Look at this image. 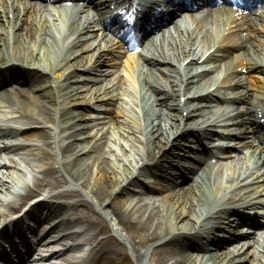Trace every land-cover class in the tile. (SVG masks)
<instances>
[{"label": "bare ground", "instance_id": "obj_1", "mask_svg": "<svg viewBox=\"0 0 264 264\" xmlns=\"http://www.w3.org/2000/svg\"><path fill=\"white\" fill-rule=\"evenodd\" d=\"M22 3L23 10L0 6V74L4 76L11 67L21 65L28 71L29 88L38 91L41 98L27 89L8 88L6 92L0 91V107L8 105L15 115L38 124L40 128L36 131L42 138H31L37 136L36 131H28L23 137L33 142L6 143L4 149H14L16 156L2 154L0 162L3 165L12 162L14 167L19 164L18 157L36 160L41 157L43 161L41 153H52V149L50 143L43 142L48 136L42 127L53 125L61 112L67 115L64 122L72 131L59 141L63 144L61 153L56 152L52 165L40 170L33 167L32 171L38 172H32L30 183L24 179V172L14 169L1 172L0 205L12 212L19 202L36 192L56 199L45 213H40L45 214L44 224L53 223L54 234L48 242L59 240L68 248L70 257L76 254L75 249L88 245L93 259L107 258L112 245L121 243L119 226L123 225L132 236L129 242L136 264H264V235L256 230L245 233L241 229L249 235L246 241L240 246L232 243L221 249L226 240L223 236L231 238L235 235L230 234L238 231L230 228L235 223L225 215L226 207L232 200L234 205L245 203L239 185L243 187L246 179L242 178L243 171L231 165L230 160H227L229 165L225 163L213 171L208 159L211 155L197 154L196 164H182L179 174H164L161 179L148 177L146 181L158 195L141 193L135 198L129 195L137 189L138 178L153 169L164 149L174 143L172 137L184 132L213 133L221 120L218 117L230 111H235L229 119L238 125L233 130L239 135L245 116L252 119L256 111L264 112L263 84L258 93L262 107L257 108L258 102H253L249 90L251 85L244 77L250 72L264 73V46L252 18L237 23L235 33L224 41L220 36L211 35L208 29H196L204 25L212 27L211 22L198 23L194 16L192 21L196 24L192 27L184 18L177 19L150 35L141 52H128L139 67L135 73L131 64H127L125 71L121 68L124 77L115 81L118 73L111 63L114 57L108 51H98L89 41L85 28L70 25L66 30L61 12H53L48 18L38 12L40 5L28 13L29 1ZM212 46L218 48L211 50L207 60L215 52H221L223 61L215 68L207 60L198 59ZM238 50H242V55L236 53ZM142 57L143 63L139 62ZM220 69L229 70L234 88H238L233 89L228 99L232 103L246 99L247 107L238 108L231 103L229 109L218 107L216 111L211 105L210 86L218 81ZM109 73L113 74L111 78ZM118 81L124 83L119 90ZM10 92L16 95V100L10 98ZM86 106L94 111L79 109H88ZM4 127H0V132L7 134L24 129L21 125ZM93 129L96 130L93 132ZM99 131H102L100 135ZM103 133L107 135V142L101 149L98 141ZM52 141L57 144L56 138ZM181 178L187 180L179 181ZM17 182L24 185L23 191L18 190ZM73 195L79 197L74 199ZM15 197L19 202L13 200ZM211 203V209H217L211 211ZM68 209L71 211L65 212ZM91 210L99 216H92ZM35 211L38 212L31 205L28 213ZM3 213L0 211V216ZM92 224L97 225L96 231L90 229ZM219 227H225L227 232L218 230ZM101 232L104 235L98 238ZM79 235L82 237L77 239ZM181 240L184 242L182 262L177 255L167 258L164 254L153 263L146 262L149 254L155 255L157 249ZM210 240L212 244L207 243ZM191 245L201 252L194 253L189 248ZM118 249L123 252L122 245Z\"/></svg>", "mask_w": 264, "mask_h": 264}, {"label": "rangeland", "instance_id": "obj_2", "mask_svg": "<svg viewBox=\"0 0 264 264\" xmlns=\"http://www.w3.org/2000/svg\"><path fill=\"white\" fill-rule=\"evenodd\" d=\"M22 85H26L27 82H23L21 83ZM104 136H103V140H104ZM122 139V137H121ZM109 150V148H108ZM23 166H25V171H26V167H31L32 165L35 166V164H40L42 165L43 162L42 161H23L22 162ZM1 171H6V170H1ZM1 175V173H0ZM130 196H138L139 193L138 192H135V190H132L129 192ZM145 194V193H144ZM125 195H122L121 197H124ZM150 196V195H148ZM153 196V195H151ZM74 199H77L79 197V195H73ZM91 213L92 216L96 215V216H99V213H97L95 210H91ZM109 222L107 221V224ZM109 225V224H108ZM109 228H110V225H109ZM91 230L93 229V231H96L97 229V225L96 224H92ZM113 232V228H110ZM119 229H121V235L119 236V239H120V242L121 243H114L112 245V250H110L109 252V255L107 258H110V259H107V258H104V257H100L98 259L99 261V264H136V258L134 256V253L132 252L131 250V246H130V239H131V234H129L128 231H126L125 227L122 225L119 226ZM98 238L103 236L104 233L101 232L98 234ZM119 245H122V248H123V252H121L119 249H118V246ZM160 254H164L167 258H169L170 256H176L177 254V259L178 258H182V255H180V253H178V246L174 243H170V245H168V247H163L162 249H157V252L155 253V255L153 253L149 254L147 257H146V262L147 263H153L154 261H156L157 257L160 256ZM175 258V257H174ZM59 259L55 260L56 262H58ZM57 264H62V263H57Z\"/></svg>", "mask_w": 264, "mask_h": 264}, {"label": "snow or ice", "instance_id": "obj_3", "mask_svg": "<svg viewBox=\"0 0 264 264\" xmlns=\"http://www.w3.org/2000/svg\"><path fill=\"white\" fill-rule=\"evenodd\" d=\"M129 19H131V17Z\"/></svg>", "mask_w": 264, "mask_h": 264}]
</instances>
